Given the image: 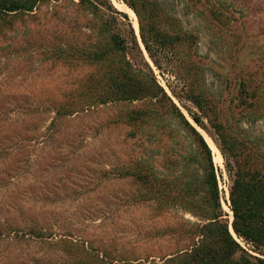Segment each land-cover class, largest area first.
I'll use <instances>...</instances> for the list:
<instances>
[{
	"label": "rangeland",
	"instance_id": "1",
	"mask_svg": "<svg viewBox=\"0 0 264 264\" xmlns=\"http://www.w3.org/2000/svg\"><path fill=\"white\" fill-rule=\"evenodd\" d=\"M110 1L128 14L160 83L171 94L168 79L180 91L183 84L170 72L163 76L144 49L136 13L124 0ZM157 2L160 23H179L198 35L200 56L217 71L206 76L209 102L203 110L172 96L177 106L215 145L187 109L201 115L213 134L209 120L217 118L240 144L264 145V120L251 123L250 116L242 117L240 104L248 99L245 113L250 114L256 89L264 104V0ZM88 12L71 0H49L33 12L0 19V264H91L84 253H71L59 243L66 239L84 243L106 260L159 261L188 243L187 236L169 229L197 221L180 209L161 210L140 201V185L131 171L144 163L171 175L175 170L167 161L194 155L196 145L168 115L161 124L132 122V112L146 106L142 101L101 104L92 95L88 83L98 68L77 61L76 53L96 37L95 18ZM163 65L170 71L174 60L164 59ZM71 105L74 112H69ZM214 162L222 171L219 187L232 222L225 201L231 183L226 161Z\"/></svg>",
	"mask_w": 264,
	"mask_h": 264
},
{
	"label": "trees",
	"instance_id": "2",
	"mask_svg": "<svg viewBox=\"0 0 264 264\" xmlns=\"http://www.w3.org/2000/svg\"><path fill=\"white\" fill-rule=\"evenodd\" d=\"M47 1L0 0V19L33 12L39 4ZM71 1L78 10L83 13L90 11L88 13L95 18L92 27L96 34L94 41L76 53L77 61L98 68L91 74L88 83L92 95H97L98 102L142 101L146 106L132 112V122L161 124L164 116L168 115L177 121L196 145L194 155L173 156L167 161L168 166L175 170L171 175L158 173L154 167L144 163L136 166L131 172L140 185V201L154 203L161 210L180 209L194 216L197 221H185V226L180 229H169L170 232L179 231L180 236H187L188 243L159 261L106 260L101 255L91 254L84 243L70 239L59 243L71 253H84V260L87 259L91 264H264L263 258L246 251L237 239L250 245L253 252L264 254V145L253 141L240 144L230 134L225 122L217 118L210 119L209 123L221 140L218 142L202 116L187 109L193 121L212 137L225 158L226 172L231 181L229 201H225L233 214L231 222L230 214L223 206L219 187L222 171L215 165L213 150L172 97L192 102L200 110L209 102L206 76L209 72L217 71L208 57L200 56L199 36L185 31L179 23H160L157 0H124L138 17L141 40L155 67L163 76L170 72L183 84L178 91L167 79L170 94L145 58L128 14L115 9L110 0ZM164 59L174 60L170 71L163 65ZM240 85L243 87L242 94L247 95L245 82H240ZM213 102L222 104L217 99ZM240 104L244 106L242 117L250 116L251 123L264 120V104L257 89L253 91L249 102L252 108L250 114L245 113L248 99H242ZM74 111L75 107L71 105L69 112ZM231 224L237 238L232 234ZM79 263L89 264L84 261Z\"/></svg>",
	"mask_w": 264,
	"mask_h": 264
},
{
	"label": "bare ground",
	"instance_id": "3",
	"mask_svg": "<svg viewBox=\"0 0 264 264\" xmlns=\"http://www.w3.org/2000/svg\"><path fill=\"white\" fill-rule=\"evenodd\" d=\"M118 7L120 10H123V11H126L127 13L133 15L135 17V14L132 10L130 9H127V8H124L121 4L119 5L117 3ZM127 6V5H126ZM137 19V18H136ZM135 28L137 29V31L139 30V24H138V21L135 22ZM207 141H208V144L211 146V149L213 150V153H214V159L216 160H223V157H222V154L220 153L219 149L216 147V145L213 143L212 140H210V138H206ZM216 162V161H215ZM225 204V203H224ZM227 207V206H226ZM225 207V208H226Z\"/></svg>",
	"mask_w": 264,
	"mask_h": 264
},
{
	"label": "water",
	"instance_id": "4",
	"mask_svg": "<svg viewBox=\"0 0 264 264\" xmlns=\"http://www.w3.org/2000/svg\"><path fill=\"white\" fill-rule=\"evenodd\" d=\"M144 49H145V47H144ZM231 231H232V234L235 235V237H237L236 234H235V232H234V230H233L232 224H231Z\"/></svg>",
	"mask_w": 264,
	"mask_h": 264
}]
</instances>
